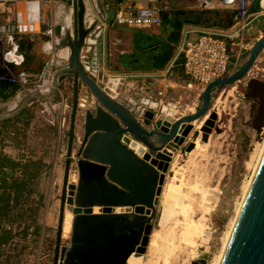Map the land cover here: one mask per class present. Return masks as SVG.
Returning a JSON list of instances; mask_svg holds the SVG:
<instances>
[{"label":"rangeland","instance_id":"1","mask_svg":"<svg viewBox=\"0 0 264 264\" xmlns=\"http://www.w3.org/2000/svg\"><path fill=\"white\" fill-rule=\"evenodd\" d=\"M157 1L167 9L187 10L200 6V0ZM88 3L91 1L88 0ZM112 4L109 0L107 6L110 8ZM260 4H264V0H260ZM92 5L91 3L89 8L93 11ZM210 16H213V21L206 22L204 26L209 29L220 28L227 34H230L231 30L234 31L236 35L227 39L229 42H241L242 45L251 46L254 40L264 33V7H259L255 12L249 10L247 20L242 24H235L231 30H226L230 25L224 27V23L227 19L231 20V24L234 23L233 12L220 10L218 15ZM216 21L218 23H215ZM112 29L116 30L113 27ZM124 29L133 32L135 30ZM152 29L146 32L150 33ZM159 29L160 26L157 27V30ZM126 30L121 31L118 40H114V59L117 61V67H120L114 66L116 74L129 71L115 58L117 52L127 46ZM198 34L196 30L187 32L185 40L194 39ZM68 40L65 32L61 47H64L62 45H66ZM24 43L25 41L20 43L22 52L25 51L22 47ZM233 47L237 48V45ZM247 50L241 49L238 62ZM30 56L32 57L31 54ZM38 58L30 61V69L25 65V70L34 74V77L30 78L29 86L33 90L30 95L35 97L25 100L27 95L21 93L17 87L7 99L0 98V116L16 110L20 104V110H23V115L15 119L6 122L1 121L4 118L0 119V150L16 160L30 159L39 162L38 175L26 184L27 196L22 197L19 205L11 210L12 220L2 224V228L9 231V236L0 244V264H54L58 261V252L54 257L55 247H67L69 243L71 216L64 217L58 241L55 236L72 86L71 81L66 78L55 87H52L50 81L43 82L40 73L46 57L40 55ZM62 61L63 58L57 59L55 63L62 64ZM238 62L233 69L237 67ZM131 78L127 76L126 81ZM251 78L264 81V49L244 79L213 90L207 119L208 114L212 112L214 118L211 119L210 126L206 125L209 132L204 140L201 138L204 124L198 130V136L192 140L195 129L191 123L192 131L173 152L164 173L161 191L163 197L157 199L150 222V236L153 234L154 237L151 239L149 236L148 245L153 243L144 247L140 253V264H190L192 261L216 264L218 261L264 139V128L260 131L252 128L258 118L259 102L244 96L246 83ZM64 81L65 83H62ZM130 86L124 80L122 89L128 87L127 92L130 93ZM51 88L52 94L48 93ZM138 91L136 89L137 93ZM137 93L136 98L139 96ZM85 94L83 88L78 92V103L81 106L78 105L75 112L69 183L76 182L75 153L81 138L83 112L92 106L89 96L85 97ZM193 94L194 92L189 99L180 102L178 108H171L180 114H189L183 102L190 106L195 102V110L199 96L193 101ZM190 141L193 148L186 152L184 149ZM181 198L183 202L180 201ZM162 210L173 212V215L167 213L172 216L166 220L167 224L164 226L160 225V221L165 220L161 218ZM203 231L207 232V236L203 235ZM202 244L205 246L204 250L199 249Z\"/></svg>","mask_w":264,"mask_h":264},{"label":"water","instance_id":"2","mask_svg":"<svg viewBox=\"0 0 264 264\" xmlns=\"http://www.w3.org/2000/svg\"><path fill=\"white\" fill-rule=\"evenodd\" d=\"M90 1L99 9V0ZM90 4L88 0H67L70 9L63 27L69 38L65 43L68 54L60 66L53 68L52 87L65 78L71 80L72 86L56 241L61 235L67 204L72 217L69 243L67 247H55L54 257L58 252V261L54 264H126L130 255L140 258L171 160L170 153L162 152L163 149L173 154L192 131L191 122L200 120L207 112L213 90L244 79L264 49L263 33L235 69L204 86L192 113L180 114L170 107L148 106L129 96L128 87L122 89L123 78L109 76L81 60V50L89 44L87 35L95 25L93 21L86 24ZM58 31L60 25L54 28L55 34ZM43 38L48 40L45 35ZM81 88L92 106L83 112L81 138L75 153L76 182L69 183L75 112ZM31 97L35 96L27 95L25 100ZM20 108L21 104L0 119L12 116ZM212 118L214 112L208 114L201 129L203 140L209 132L206 125H211ZM197 136L198 131L194 130L192 140ZM192 148L190 141L184 150L189 152ZM94 207H99V211L93 212ZM115 208L123 209L115 211ZM217 264H264V143Z\"/></svg>","mask_w":264,"mask_h":264},{"label":"crops","instance_id":"3","mask_svg":"<svg viewBox=\"0 0 264 264\" xmlns=\"http://www.w3.org/2000/svg\"><path fill=\"white\" fill-rule=\"evenodd\" d=\"M32 1L37 2L36 0H29L26 2ZM108 1L109 0H100L99 9H96L94 2H92L93 11L92 8H90V14L86 19V24H90L93 21L95 25L87 35V38H89V44H86V47L81 50L80 55L82 58L86 60L88 64H91L94 68L102 70L109 76H123L122 78L125 80V82H128L132 88V91L128 93L129 96L135 97L137 93L136 89H138L139 91L137 95L139 96L137 98L135 97L134 99L146 103L148 106L155 105L156 107L166 106L170 108H178L180 102H182L184 99H189L193 92V101L196 100L198 98L197 90L194 87L187 88L184 85L186 78L182 73L181 66L180 64H175V59L178 57V55H180L178 54V48L186 39L185 33L190 31L193 32L195 30L200 33V31L203 29H209V27L204 26L203 23L206 25V22H211L213 16L210 15H218L220 10L226 9H207L202 8L201 5L199 8L187 10H177L175 8L167 9L166 7H163L164 9L160 12V20L163 14H166L167 17L170 18L172 13L176 11L183 12H181L182 14L179 15L180 19L183 17L186 18L187 16L189 18L188 12L193 14L201 11L203 12L201 13L202 16L200 23H183L181 25L178 40L174 44L170 43L173 45V51L170 59L163 67L157 68L153 67L152 63L160 52L162 42L166 41L167 35L170 32V28L168 26L161 27L159 24V30H157V26L149 31L150 33H147L146 31L149 29L132 28L135 29L133 32L124 29L128 28L125 26L111 25L112 10L116 4V1L118 0H110V2L113 3L110 8L107 6ZM17 4L13 8L15 13L17 10ZM35 7H37L36 31L31 35L24 36L20 43L25 41L22 47L25 50L23 51V54L25 56V65L28 67L27 69H30L31 67L29 64L31 60L39 59L38 57H40V55L46 57L42 70L40 69V74L42 75L43 82L50 81L52 84L53 68H57L56 65H61L56 64L55 62L57 59H62L67 52V46L62 45L64 47H61L60 44L66 32L63 24L70 8L67 5V0H48L42 4L37 2ZM56 25H60V31L55 34L54 28ZM112 27L116 28V30L112 29ZM46 28H51L53 34L50 39L51 42H53L52 49L49 52L44 48V46H46V40L43 37L45 35L44 30ZM122 30H126L128 33L126 34V39H128L127 46L124 50L118 51L117 55H115V58L116 60H119L118 62L123 67L129 69V71L119 73L121 74L119 75L114 71V69L120 67H117V61L115 62L114 59L113 45L114 40H118L117 38L121 36L120 34ZM69 31L71 32L70 27ZM137 39H139L138 47H136V44L134 43V41ZM150 43L152 45H147ZM30 54L32 55L33 59ZM114 66H116V68H114ZM127 76L132 78L126 81ZM135 77H140V79H135ZM67 80L71 81L70 79ZM62 83H65V81ZM52 92L50 89L48 93L52 94ZM183 104L188 113L194 111L195 102L191 104V106L185 102H183ZM181 114L184 113L182 112Z\"/></svg>","mask_w":264,"mask_h":264},{"label":"built area","instance_id":"4","mask_svg":"<svg viewBox=\"0 0 264 264\" xmlns=\"http://www.w3.org/2000/svg\"><path fill=\"white\" fill-rule=\"evenodd\" d=\"M29 0H0V82L13 84L21 90V93L30 95L33 91L30 78L34 74L25 70V56L20 48V41L24 36L36 31V22L31 20L20 21L13 11L19 2ZM45 3L48 0H36ZM253 0H200L202 8L226 9L233 12L234 23L226 30L234 29L235 24H242L249 16V7ZM259 7L264 4L258 2ZM164 8L157 0H118L113 8L111 25L125 26L136 29H152L160 24V12ZM225 30V31H226ZM237 28L236 31H238ZM231 30L227 34L222 29H203L191 40H184L178 48V54L182 55L180 64L183 75L186 78L184 85L187 88L194 87L197 96L204 86L214 80L224 78L229 74L241 57V49L247 50L249 45L241 42H229L236 34ZM44 34L46 51L52 49L51 28H46ZM237 45V48L233 46ZM66 54L63 56L65 60ZM81 60L83 59L80 55ZM52 90V88H51ZM28 93V94H27ZM35 96V95H34ZM196 105V104H195Z\"/></svg>","mask_w":264,"mask_h":264},{"label":"trees","instance_id":"5","mask_svg":"<svg viewBox=\"0 0 264 264\" xmlns=\"http://www.w3.org/2000/svg\"><path fill=\"white\" fill-rule=\"evenodd\" d=\"M259 0H253L249 10L255 12L259 8ZM182 11L173 12L170 18L166 14L161 16L160 25L161 27L168 26L170 32L167 35L166 41L162 42L160 52L153 61L152 66L161 68L170 59L173 51V45L170 43H176L179 36L180 27L183 23H200L201 12L195 14L188 12V16L180 19L179 15ZM214 12V11H213ZM215 14V12H214ZM213 18V17H212ZM205 22L204 20H202ZM213 21V19H212ZM211 21V22H212ZM209 22V21H208ZM209 22V23H211ZM215 23H218L217 21ZM203 25H205L203 23ZM231 25V20L227 19L224 23V27ZM139 39L135 40L134 43L138 47ZM22 46V45H21ZM21 48V47H20ZM182 55H178L175 59V64H181ZM17 86L6 82H0V98L5 100L14 93ZM244 96L246 98H254L259 102V112L257 121L252 125V128L256 131H260L264 128V81L249 79L246 83ZM23 115V110L18 111L11 117L4 118L2 122H6L16 117ZM39 162L35 160H16L10 156L4 154L0 150V244L4 243L9 236V231L2 228V224L10 222L12 220L11 210L19 205V200L27 196L26 184L27 182L38 175Z\"/></svg>","mask_w":264,"mask_h":264},{"label":"bare ground","instance_id":"6","mask_svg":"<svg viewBox=\"0 0 264 264\" xmlns=\"http://www.w3.org/2000/svg\"><path fill=\"white\" fill-rule=\"evenodd\" d=\"M37 5V2H35V1H32V2H20V3H18L17 4V10H16V17H17V19L18 20H20V21H25V20H31V21H33V22H36L37 21V7H35ZM37 28V27H36ZM81 102V101H80ZM85 104V103H84ZM79 106H81V104H79ZM208 110H209V108H208ZM207 110V111H208ZM207 120V112L205 113V115L200 119V120H194V121H192L191 123H193V125H194V129L196 130V131H198L202 126H203V124H204V122ZM192 126V125H191ZM192 130V129H191ZM263 143H264V139H263V141H262V143H261V148H262V146H263ZM260 148V147H259ZM261 148H260V150L258 151V155H257V159L256 160H258V157H259V154H260V151H261ZM136 150H137V147H136ZM162 152H166L168 155H169V153H170V158L172 159V153L169 151V150H167V149H163V151ZM257 162V161H256ZM256 162H255V164H256ZM254 164V165H255ZM165 182V181H164ZM163 185H164V183L162 184V186H161V190H160V194H159V199L161 198V197H163L162 195H163V193L161 194V191H162V188H163ZM214 200V199H213ZM160 201V200H159ZM181 202H183V199L181 198V200H180ZM66 208H65V210H64V214H63V221H64V217L65 216H71L72 217V214H71V212H70V210H69V207H70V205L69 204H67L66 206H65ZM99 207H94L93 208V212H98L99 211ZM115 209H117V208H115ZM120 209H123V208H120ZM171 210H172V208H171ZM163 211V210H162ZM167 213L168 214H172L173 215V212L172 211H170V212H165V211H163V214L161 215V218L162 219H165V220H161L160 221V225H166L167 224V221L171 218V216L172 215H170V216H168L167 215ZM234 219V218H233ZM167 220V221H166ZM62 228H63V222H62ZM155 233V232H154ZM150 234H151V230H150V232H149V234H148V240H147V244H146V246H145V248L147 247V245H148V242H149V236H150ZM203 235H206L207 236V232L206 231H203ZM153 234H152V236H150V238L151 239H153ZM228 237V236H227ZM155 239V238H154ZM151 241V240H150ZM153 241V240H152ZM151 241V242H152ZM158 241V240H157ZM205 242H206V240H205ZM153 243V242H152ZM152 243H150V244H152ZM149 244V245H150ZM148 245V246H149ZM199 249H201V250H204L205 249V246H204V244H202V245H200V247H199ZM203 256H204V254L202 253V252H200ZM132 254H135V253H132ZM138 254V253H137ZM220 257V256H219ZM219 260V259H218ZM140 262H141V260H140V258L139 257H134V255H130L127 259H126V264H140ZM218 262V261H217ZM217 262H216V264H217ZM142 264V263H141Z\"/></svg>","mask_w":264,"mask_h":264},{"label":"flooded vegetation","instance_id":"7","mask_svg":"<svg viewBox=\"0 0 264 264\" xmlns=\"http://www.w3.org/2000/svg\"><path fill=\"white\" fill-rule=\"evenodd\" d=\"M147 45H152V44L150 43V44H147ZM148 47H149V46H148ZM148 47H147V48H148Z\"/></svg>","mask_w":264,"mask_h":264}]
</instances>
